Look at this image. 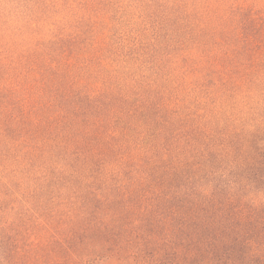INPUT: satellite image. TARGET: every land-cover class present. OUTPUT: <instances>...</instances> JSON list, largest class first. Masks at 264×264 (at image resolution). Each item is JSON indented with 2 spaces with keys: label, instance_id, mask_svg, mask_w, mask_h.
<instances>
[{
  "label": "trees",
  "instance_id": "obj_1",
  "mask_svg": "<svg viewBox=\"0 0 264 264\" xmlns=\"http://www.w3.org/2000/svg\"><path fill=\"white\" fill-rule=\"evenodd\" d=\"M51 1L0 0V264H264V7L147 61Z\"/></svg>",
  "mask_w": 264,
  "mask_h": 264
},
{
  "label": "rangeland",
  "instance_id": "obj_2",
  "mask_svg": "<svg viewBox=\"0 0 264 264\" xmlns=\"http://www.w3.org/2000/svg\"><path fill=\"white\" fill-rule=\"evenodd\" d=\"M82 1L88 0L73 2L58 0L57 5L50 7L47 17L61 26L76 25L82 19L85 22L97 20L104 24L109 23L112 27L108 34L110 37L119 42L118 40L122 41L124 36L129 43H136L138 48L145 49L144 53L150 51L154 45H163L171 39L175 43L183 41L191 44L194 42V37L198 36L199 30H203L207 13H211L209 5L215 6L218 12L220 5L222 10L219 14H222L236 3V0H100L99 3L91 2L85 5ZM237 1L236 5L241 9V17L246 18L253 13L260 17L264 0ZM11 5L10 2L9 6L12 9ZM16 7L20 6L16 4ZM173 9L180 11L171 12ZM177 16L180 18L178 19ZM229 19L233 24L234 19L231 17ZM176 39H179V42H176ZM151 54L146 53L147 61L151 59ZM261 206L264 210V201Z\"/></svg>",
  "mask_w": 264,
  "mask_h": 264
}]
</instances>
